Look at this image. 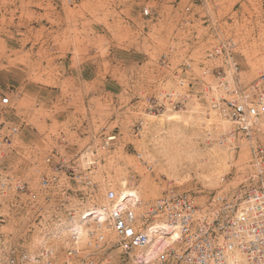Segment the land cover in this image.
Wrapping results in <instances>:
<instances>
[{
    "label": "rangeland",
    "instance_id": "obj_1",
    "mask_svg": "<svg viewBox=\"0 0 264 264\" xmlns=\"http://www.w3.org/2000/svg\"><path fill=\"white\" fill-rule=\"evenodd\" d=\"M262 75L264 0H0V138L19 127L2 171L41 207H3L7 242L60 256L109 189L203 207L238 186L264 118L248 142L214 104Z\"/></svg>",
    "mask_w": 264,
    "mask_h": 264
},
{
    "label": "built area",
    "instance_id": "obj_2",
    "mask_svg": "<svg viewBox=\"0 0 264 264\" xmlns=\"http://www.w3.org/2000/svg\"><path fill=\"white\" fill-rule=\"evenodd\" d=\"M225 94L214 108L230 121L234 133L255 142L262 133L264 75L243 88H226ZM0 106L10 108V97L2 98ZM18 135L19 127L13 126L0 138V264H234L231 257L236 251L251 264H264V153L258 149L252 153L245 180L208 196L203 207L192 193L171 191L154 201L138 199L134 205L115 208L119 196L109 189L107 203L95 205L87 213L85 240L70 229L60 256L49 250L18 252L1 231L10 219L9 211L28 205L41 211L37 194L27 181L19 179L9 185L12 178L3 176L4 150L12 149ZM114 140L109 137L106 144ZM46 183L42 177L41 184ZM13 196H26L27 201L22 204ZM5 206L8 213L2 212ZM97 209L105 212L104 221L94 214ZM174 232L175 237L165 243L166 236Z\"/></svg>",
    "mask_w": 264,
    "mask_h": 264
},
{
    "label": "bare ground",
    "instance_id": "obj_3",
    "mask_svg": "<svg viewBox=\"0 0 264 264\" xmlns=\"http://www.w3.org/2000/svg\"><path fill=\"white\" fill-rule=\"evenodd\" d=\"M126 185L125 182L122 183V187L124 188ZM127 187V186H126ZM139 199L138 197V193L134 192V191H128L126 190V188L120 193L118 201L115 203V208H125L127 207L129 204L130 205H134V203ZM97 218L100 221H104L106 218V214L103 210H97L96 213H94ZM87 215H83L81 217V219H79L78 221H74V223L72 224L71 227V231H75L77 232L79 235L82 236V238L85 240L86 236H87V232H88V220L89 218H87ZM69 226V225H68ZM68 232V231H67ZM62 233V231H61ZM65 233V232H64ZM69 233V232H68ZM67 234V233H66ZM65 235V234H64ZM176 232L172 233V236H166V238L164 239L165 243H169L173 237H175ZM63 236V235H62ZM65 238V237H64ZM63 238V240H64ZM65 243V242H64ZM231 261L234 264H251L246 256H244L243 254H241L239 251H236L233 256L231 257Z\"/></svg>",
    "mask_w": 264,
    "mask_h": 264
}]
</instances>
